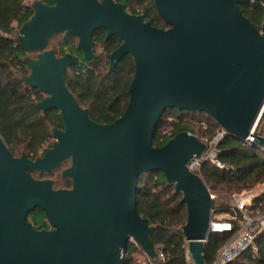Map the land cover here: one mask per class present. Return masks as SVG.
Instances as JSON below:
<instances>
[{
    "label": "water",
    "instance_id": "1",
    "mask_svg": "<svg viewBox=\"0 0 264 264\" xmlns=\"http://www.w3.org/2000/svg\"><path fill=\"white\" fill-rule=\"evenodd\" d=\"M168 28L131 14L116 0H38L18 44L39 53L30 60L26 83L45 98L42 111L57 110L63 129L42 156H14L0 135V264H121L134 240L151 258L155 227L137 209L138 180L162 172L183 194L187 221L182 227L194 264H207L215 198L188 163L206 145L189 132L162 147L153 139L168 109L204 112L245 142L264 111V24L259 30L242 12L241 0H154ZM122 44L108 54L110 69L131 55L135 73L124 114L99 124L70 90L66 71L77 58L48 49L63 34L77 38L86 59L94 57V33ZM253 144L264 151V137ZM66 161L62 176L70 188H55L52 175ZM41 209L51 229L28 220Z\"/></svg>",
    "mask_w": 264,
    "mask_h": 264
},
{
    "label": "trees",
    "instance_id": "2",
    "mask_svg": "<svg viewBox=\"0 0 264 264\" xmlns=\"http://www.w3.org/2000/svg\"><path fill=\"white\" fill-rule=\"evenodd\" d=\"M116 1L123 3L129 13L143 15L158 28L169 27L159 15L154 0ZM33 4H28L27 0H0V135L14 156L16 150L24 148L28 157L36 159L53 147V132L55 129H63V122L57 110L45 112L38 108V103L45 98V94L26 83L30 74L28 64L33 60L30 53L33 52L20 47L18 41L22 26L34 14ZM241 10L259 30L262 29L264 0H256L253 4L249 0H242ZM93 39L95 55L92 59H86L83 52L72 45L71 39H63L52 50L58 56L71 54L77 58L76 64L65 73L70 90L81 105L89 109L94 121L111 124L124 114L127 107L129 88L135 73L134 60L128 54L111 70L108 54L122 44V39L118 36L107 39L104 29L97 30ZM98 46L101 47V52L96 51ZM171 115H174L173 118H170ZM202 121L208 123L207 130L201 129ZM219 128L221 126L204 112L168 109L157 127L153 144L155 147H162L181 132H189L201 140L203 137L213 136ZM263 130L264 115L258 133ZM218 155L224 168H219L210 161H203L198 173L212 195L216 193L225 196L229 201L221 204L217 195L214 196L212 220L218 213H225L230 217L236 215L234 196L264 184V151L254 144L227 135L219 144ZM67 164L70 161H66L63 167ZM63 167L52 175L46 174L58 175V180H54L55 188L72 186V181L62 176ZM138 190L137 209L155 227L152 242L157 255L149 257L137 242L131 240L123 250L121 264H191L188 241L182 230L187 221L183 194L177 192L175 184L169 183L160 171L143 173L138 180ZM255 206L264 210V193L255 201ZM237 216V220H226L232 223L231 231L211 229L205 243L207 264L213 263L224 244L239 229L242 216L239 212ZM28 220L39 230L52 228L39 208L29 214ZM138 253L146 255L144 262L136 257ZM229 264H264V232L255 237L253 247L242 252Z\"/></svg>",
    "mask_w": 264,
    "mask_h": 264
},
{
    "label": "built area",
    "instance_id": "3",
    "mask_svg": "<svg viewBox=\"0 0 264 264\" xmlns=\"http://www.w3.org/2000/svg\"><path fill=\"white\" fill-rule=\"evenodd\" d=\"M242 1V0H241ZM253 4L256 0H249ZM264 24V23H263ZM262 31V29H261ZM264 115V111L259 120L255 124L252 130V135L245 142L253 144L256 136L264 137V130L262 133H258V128L261 125V121ZM200 127L203 130H207L209 125L206 121L200 123ZM227 136V132L222 127L219 128L213 136H206L201 139L206 145V151L200 158H194L188 163V167L195 173H199L203 161H210L219 168H224L225 165L219 159V144ZM264 191L255 194L253 191H247L234 196V210L236 215H232L231 220H237V212L242 216L240 220L239 229L232 235V237L224 244L215 260L212 264H229L232 260L238 257L242 252L250 247H253L255 237L264 232V210L255 206V201L262 195ZM214 197V195H213ZM218 223L212 220L211 229L213 231H231L232 223L225 222L223 225L225 228L218 229ZM256 250V248L254 247Z\"/></svg>",
    "mask_w": 264,
    "mask_h": 264
},
{
    "label": "rangeland",
    "instance_id": "4",
    "mask_svg": "<svg viewBox=\"0 0 264 264\" xmlns=\"http://www.w3.org/2000/svg\"><path fill=\"white\" fill-rule=\"evenodd\" d=\"M35 1H36V0H27V3H28V4H33ZM62 41H63V35H58V36H56V37L51 41V45L49 46V48H50V49H53L54 47H56L57 45H59L60 43H62ZM70 41H71V43H72L73 46H77V44H78V40H77V39L73 38V39H71ZM96 51H97V52H101V47L98 46V47L96 48ZM38 54H39V53H37V52L30 53V57H31V59H36L37 56H38ZM173 116H174V115H171L170 118H173ZM170 118H169V119H170ZM23 152H24V148H20V149L16 150L15 155H16L17 157H20L21 154H22ZM69 165H70V164L65 165V166L63 167V169L66 168V167H68ZM34 177L37 178V179L51 178V179H53V180H55V181L58 180V175H56V176H48V175H46V174H44V175H40L39 173H35V174H34ZM251 191H253L255 194H258V193L264 191V184H259V185H257V186H256L254 189H252ZM213 195L215 196V195H217V194L214 193ZM214 198H215V197H214ZM217 199H218V201H220L221 204H227V203L229 202L228 199H227V197H225V196L217 195ZM229 218H230V216H229L228 214H225V213H218V214H216V215L214 216L213 221H215V222L218 223V224H219V223H220V224H223V223L227 222L226 220L229 219ZM132 242H135V241L132 240ZM136 257H137L141 262H144V261L146 260V255H145L144 253H143V254H142V253H138V254H136ZM190 263H191V264H194L191 258H190Z\"/></svg>",
    "mask_w": 264,
    "mask_h": 264
},
{
    "label": "bare ground",
    "instance_id": "5",
    "mask_svg": "<svg viewBox=\"0 0 264 264\" xmlns=\"http://www.w3.org/2000/svg\"><path fill=\"white\" fill-rule=\"evenodd\" d=\"M217 227H218V229L225 228V226L223 224H220V223L217 225Z\"/></svg>",
    "mask_w": 264,
    "mask_h": 264
}]
</instances>
